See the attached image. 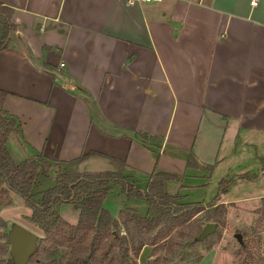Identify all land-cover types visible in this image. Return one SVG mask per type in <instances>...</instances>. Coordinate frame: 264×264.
I'll list each match as a JSON object with an SVG mask.
<instances>
[{
	"label": "crops",
	"instance_id": "crops-1",
	"mask_svg": "<svg viewBox=\"0 0 264 264\" xmlns=\"http://www.w3.org/2000/svg\"><path fill=\"white\" fill-rule=\"evenodd\" d=\"M0 2L15 23L0 50L3 106L20 124L6 141L15 162L76 159L70 168L85 171L118 159L141 189L164 171L175 175L166 193L205 203L221 178L234 175L228 190L264 160V0ZM119 189L114 215L108 193L102 203L115 218L137 208Z\"/></svg>",
	"mask_w": 264,
	"mask_h": 264
},
{
	"label": "trees",
	"instance_id": "trees-1",
	"mask_svg": "<svg viewBox=\"0 0 264 264\" xmlns=\"http://www.w3.org/2000/svg\"><path fill=\"white\" fill-rule=\"evenodd\" d=\"M12 13L10 5L0 2V50L8 46L10 34L15 29ZM6 94L7 91L0 88V199H4L8 191H13L28 202L32 209L30 219L40 224L44 232L34 253L46 256L45 264H52V254L65 245L70 247L66 264H115L127 261L129 252L134 258L138 257L142 245L147 241H134L137 230H150L164 220L160 215L145 216L132 206L121 209L118 218L103 211L102 203L112 184H119L127 197L135 196L155 204L160 210L168 209L170 217L167 221L171 224L160 237L166 236L172 228L201 210L200 203L178 202L179 195L168 194L163 190V181L174 177V174L154 172L147 187L141 189L124 175L125 163L118 159H114L117 163L116 170L85 171L71 169L70 165L76 159L69 160L58 171L55 182L35 199L31 194L32 186L39 175H50L52 164L41 155H33L20 162H15L11 157L6 141L11 131L19 130L20 124L13 114L4 109ZM93 153L95 154L91 151L81 157L85 158ZM232 180L233 178H222L219 181L218 193L214 199L226 190ZM71 201L81 206L76 222H70L56 213V205ZM118 220L125 224L128 236L116 229ZM5 236L7 234L0 230V264H13L12 257H4L9 251L7 241L2 240Z\"/></svg>",
	"mask_w": 264,
	"mask_h": 264
},
{
	"label": "rangeland",
	"instance_id": "rangeland-1",
	"mask_svg": "<svg viewBox=\"0 0 264 264\" xmlns=\"http://www.w3.org/2000/svg\"><path fill=\"white\" fill-rule=\"evenodd\" d=\"M258 153L260 154L258 159H264V146H259ZM246 166L249 170L240 173L241 178L238 183L224 191L233 198H239L238 201L227 204L215 202L217 199L200 202L202 205L200 211L172 228L164 237L160 235L171 224L167 221L170 217L168 209L160 210L155 204L132 196L127 204L133 203L132 205H135L145 216L160 215L164 221L150 230L145 228L137 230L134 241L136 243L141 240L147 241L142 245L138 257L134 258L129 252L127 261H118L115 264H264V197H262L264 195V160H259L256 164L250 160ZM61 168H63L61 165L51 168L48 177L38 176L31 189L35 199L42 195L46 187L55 182ZM233 177L234 175H230L228 178ZM119 190V184L113 186V190L108 193L105 200L113 215L122 205L120 202L123 197L121 198L118 194ZM77 207L81 208L80 204L71 201L60 203L55 208L56 213H60L69 221L76 219ZM31 211V207L22 196L8 191L7 196L0 199V230L7 234L14 224H21L37 235V246L39 239L44 237V232L40 224L30 219ZM209 221L216 222V229L203 238H199V232ZM116 229L128 236L125 224L120 221ZM237 233L240 234V240ZM2 240L7 241L9 250L10 243L7 236ZM128 241H130L129 238ZM69 250L68 245L59 247L51 256L52 264H66ZM4 257L7 259L12 255L8 251ZM46 260V256H37L33 253L25 264H45Z\"/></svg>",
	"mask_w": 264,
	"mask_h": 264
},
{
	"label": "water",
	"instance_id": "water-1",
	"mask_svg": "<svg viewBox=\"0 0 264 264\" xmlns=\"http://www.w3.org/2000/svg\"><path fill=\"white\" fill-rule=\"evenodd\" d=\"M216 229V222L209 221L202 227L198 234L199 238ZM240 240V234L237 233ZM10 243L9 252L12 255L13 264H25L36 248L37 235L21 224H14L7 233Z\"/></svg>",
	"mask_w": 264,
	"mask_h": 264
},
{
	"label": "built area",
	"instance_id": "built-area-1",
	"mask_svg": "<svg viewBox=\"0 0 264 264\" xmlns=\"http://www.w3.org/2000/svg\"><path fill=\"white\" fill-rule=\"evenodd\" d=\"M128 1L130 2L131 0H128ZM249 2L251 5H256L257 0H249ZM60 65H63V63L61 62Z\"/></svg>",
	"mask_w": 264,
	"mask_h": 264
}]
</instances>
